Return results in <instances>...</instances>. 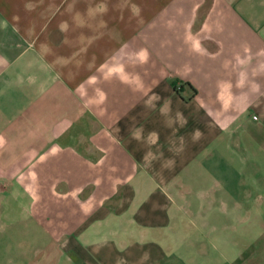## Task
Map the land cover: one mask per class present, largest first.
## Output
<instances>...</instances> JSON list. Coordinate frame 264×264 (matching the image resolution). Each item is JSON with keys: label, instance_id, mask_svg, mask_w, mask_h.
Listing matches in <instances>:
<instances>
[{"label": "crops", "instance_id": "obj_1", "mask_svg": "<svg viewBox=\"0 0 264 264\" xmlns=\"http://www.w3.org/2000/svg\"><path fill=\"white\" fill-rule=\"evenodd\" d=\"M0 264H264V0H0Z\"/></svg>", "mask_w": 264, "mask_h": 264}, {"label": "built area", "instance_id": "obj_2", "mask_svg": "<svg viewBox=\"0 0 264 264\" xmlns=\"http://www.w3.org/2000/svg\"><path fill=\"white\" fill-rule=\"evenodd\" d=\"M254 118L256 119V118H257V116H254Z\"/></svg>", "mask_w": 264, "mask_h": 264}]
</instances>
